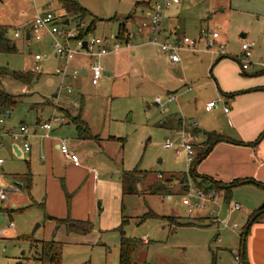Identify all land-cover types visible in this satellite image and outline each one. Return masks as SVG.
<instances>
[{
    "label": "rangeland",
    "instance_id": "374dc122",
    "mask_svg": "<svg viewBox=\"0 0 264 264\" xmlns=\"http://www.w3.org/2000/svg\"><path fill=\"white\" fill-rule=\"evenodd\" d=\"M77 1L103 19L96 22L91 35L116 42L120 24L126 22L130 32H134L148 15L150 6L163 0ZM48 3L47 8L62 19L58 0H0V26L7 24L8 36L18 47L17 53H0V69L10 72L0 76V88L21 96L10 113L0 111V119H4L8 128L18 130L22 121L32 128L37 119L47 122L54 115L61 117V121L54 123L52 132L57 140L32 159L31 186L26 184L9 193L8 199L0 203V264H41L34 258L39 248L23 240V236L62 242L63 264H115L119 262L122 228L127 237L151 240L149 245L138 248L135 254L138 264H213L215 258L217 264H239L235 255L240 253V235L247 224L249 209L261 204L262 188L252 184L237 186L232 190L230 202L226 200L225 190L213 188L221 196L205 208L193 211L182 202L186 187L179 179L171 181L167 191L155 193L153 189L162 179L184 174L188 176L187 182L199 187L201 180L191 176L186 155L178 154L175 149L181 145L182 136L170 127L171 119L184 115L192 123L200 117H194L197 110L200 115L207 113V101L214 99V91L219 92L216 82L220 84L221 63L212 67L221 54L232 56L234 60L227 65L241 73V64L248 61L243 55V43H252L254 58L264 59V0H181L179 5L166 9L162 27L167 35L176 28L181 37L196 40L199 52L180 51L182 63L175 67L166 60L159 45L137 47L143 40L140 35L135 38L131 35L129 44L119 41L124 51L101 57L104 71L98 86L92 85L90 76L82 78L74 83L72 92L62 89L58 99L53 98L61 86V76L56 71L62 69L63 63L54 56L50 44L43 47L35 39L27 40L25 29L20 26L33 21L38 13L36 8ZM131 14L134 16L128 18ZM90 20L84 21L88 25ZM15 30L21 32L19 38L14 37ZM214 31L220 33L225 45L221 53L217 46L206 49L205 36ZM165 34L159 37L161 42ZM243 34L247 36L242 37ZM36 55L43 57L40 65L45 70L31 73L34 80L30 84L11 75L13 71L30 72ZM258 69L255 63H249L245 72L253 74ZM181 79L193 83L194 88L199 86L204 95V101L185 103L183 111L177 102H168ZM69 83L67 79L66 84ZM24 86L30 93L27 90L22 93ZM44 96L65 103L55 107L48 103L34 105L35 100L45 99ZM75 99L80 101L81 119L96 138H79L72 122V116L76 117L72 105ZM61 107L68 109L70 116ZM62 139L79 156L80 166H75L57 148ZM168 139L174 147H165ZM0 156L6 160L2 172L7 174L6 189L11 190L9 186L14 182L9 176L26 173L27 162L9 151H2ZM43 157L45 161L41 160ZM136 169L142 172L138 181L131 183L137 193L123 194V173ZM235 203L241 205L240 210L233 208ZM19 208L24 209L14 210L11 217L6 211ZM151 211L159 217L144 219ZM213 211L219 215L220 229L217 224L173 226L176 218L189 222L208 217ZM75 216L88 223L75 230L58 223V218L75 219ZM224 223L228 226L224 227ZM234 224L239 227L228 228Z\"/></svg>",
    "mask_w": 264,
    "mask_h": 264
},
{
    "label": "crops",
    "instance_id": "0c3cea01",
    "mask_svg": "<svg viewBox=\"0 0 264 264\" xmlns=\"http://www.w3.org/2000/svg\"><path fill=\"white\" fill-rule=\"evenodd\" d=\"M49 5L50 3H48L47 5L42 4L41 7H37L36 8V12H38L37 15L49 10L47 8ZM152 6H150L151 10H152ZM151 10L148 12V15L145 16L144 20L140 21L141 24H137L135 31L132 33L127 28L126 22L119 25V28L121 25L127 28L128 35H129V43L132 39L131 35L134 38H135V35L137 36L140 35V38L143 40V42L142 44H139V46L137 47H142L145 45H153V43L151 44L150 42L151 36L152 35L154 36V33L150 25V19H149V13L151 12ZM62 11H63V15H62L63 19H65L66 21L67 20L69 21L68 25L70 26L74 25L76 21L73 20L72 17L66 16V13L63 8H62ZM88 19H91V17H89ZM31 22L32 21L20 24V26L23 27V29H25L27 40L33 39L30 34L28 36L29 27H30ZM4 25L7 26V24H4ZM162 28H163L162 34L163 33L165 34L164 26ZM176 30L177 29L175 28L173 32H170V34L168 35L165 34V39L175 40V39L181 38L182 35L179 33V31L176 32ZM16 31L17 30L14 31V34ZM20 36H21V32H20ZM19 37H16V38H19ZM37 42L41 43L43 47L48 44L52 46V38L48 34H45L43 40L37 41ZM122 51H124V48L123 49L121 48L118 51L113 52V53L119 54ZM196 52H199V50L195 51V53ZM164 55H165L166 60L170 64L174 65L175 67H179V65L182 63V57L179 62H172L168 59L165 53ZM54 56L60 62L63 63V66L61 68H64L66 65L65 60L58 57L55 51H54ZM119 58H121L120 55L117 57L118 61H119ZM100 59L102 58L101 57L100 58L88 57L85 55H77L75 59L70 62L68 70L69 72H71L74 68L80 69L81 77L77 81L79 82L82 78L87 79L90 76L89 65L94 63L97 60L100 62ZM232 59L234 60L232 56H228L227 54H221V56L217 59V61L213 65L212 68L216 67V65L221 63V71H219L221 73V77L219 76L221 86L220 84L216 82L219 92L214 91L213 92L214 99L207 101L206 106H205V110L207 113L200 115L199 110H197L196 113H194L195 115L194 117L200 116L198 118L196 117V121H194L196 122V126L194 127L190 126L193 122L189 123L183 115V116H176L173 119H171L172 123L170 127L174 130L185 129L187 132H189L192 135V138L195 142L194 147L196 146L195 156L201 150L207 149L209 147V141H208V136H207L209 132H216L227 138V140L216 142L212 146L211 151L209 152L207 157L204 160H202V162L197 166V172L200 175L211 177L212 179L223 182V183H229V182L234 181L235 179H247V178L255 179L257 181L264 183V138L260 139L256 143L260 135L264 132V59H261L259 57L254 58V54H253V56L251 57L252 59L251 62L259 66L258 70L254 71V73L252 72L253 74H247L245 72L246 69L245 70L242 69L243 73H241L238 68L236 67L233 68L231 67V65H227V63L230 62ZM34 63L35 61L33 62V64ZM241 68H242V65H241ZM44 70H45V67L43 68L42 71ZM103 71H104V67H103ZM56 73L60 77L57 71ZM61 83H62V79H61ZM25 90H27V93H30L28 87L24 86L22 88L23 94ZM61 90L62 89L60 88L59 93H55L53 95L54 99L59 98ZM174 91L170 93L168 97V102L169 103L177 102L179 106L181 105L182 111L187 105L185 103H187L188 101H193V100L195 102L196 101L198 102V100L199 102L204 101V95L202 91L200 90L199 86H198V89L196 88V86L194 88L193 83L190 84L183 79H181L180 86H178ZM174 93L175 94L177 93V95H175ZM172 97H174V99H171ZM44 98L45 99H42V100L41 99L35 100L36 103L34 105L48 103V104L54 105L55 107L56 104L63 105L65 103L64 101L55 102L52 99L47 98L45 96ZM157 100L161 102V98L158 97ZM210 101H217L220 104H217V106H215L212 109H208L207 104ZM226 106L229 107V112L225 111ZM217 108H221V109L218 110ZM61 109L63 110V112L69 111L68 109H63L62 107L60 108V110ZM10 111L11 110H7L6 112L10 113ZM80 114H81V110H80ZM65 115L68 116L69 114L66 112ZM167 122L168 120L164 121L162 124L165 125ZM42 123L44 122H42L40 119H37L36 123L34 124L32 128H30L27 125L31 132V137H30L31 150L28 153L23 151L22 142L20 140L18 141L13 140L12 137L8 134V132L13 130L14 128H10V127L8 128L7 126L4 125V122L0 124V131L5 133V135L2 137L3 149L0 151V153L2 151H5V152L9 151L12 156L26 161L27 166H28V171L26 173L12 174L11 176H9L10 181H13L15 183L17 182L19 184L18 186H16L12 183L9 186V187H12L11 190H9V193L16 192L20 188H23L24 186H26V184L28 185V181H27L28 178H31V183H32L33 181L32 159L35 158V154H38L40 152L42 153L43 151H45L44 150L45 148L49 149L50 144L53 140H57L56 135L55 136L52 135V132H54L55 130L54 127H53L52 132L50 133V136L48 137L44 136L45 130L40 127ZM21 124L26 125L25 121H22ZM67 124H70V122H68ZM80 137L81 136H79V138ZM82 139H85V138H82ZM59 144H60V141L59 143L56 144L58 149H59ZM41 160L45 161L46 159L43 157L41 158ZM2 169H3V166H2ZM5 175L7 174L6 173L4 174L3 172L0 175V185L6 188L8 185L7 183L5 184L4 182ZM184 175L179 176L181 178L180 180L181 183L184 178ZM176 177L178 176L176 175ZM170 183L171 182H168L167 184L169 187L171 186ZM182 184H185V182ZM246 185H249V184H244L243 186H246ZM252 185H255V184H252ZM121 188L123 192L122 181H121ZM262 189L264 190V188ZM169 196L171 197L170 194ZM260 199L262 200H260L261 202L259 203L261 204H259V206L253 209L252 208L249 209L247 222L250 216L253 214V212L256 211L258 208H260L264 204V193ZM75 217L76 218L73 220L83 221L80 218H77L78 216H75ZM208 218L209 217H200L197 220H192V221L189 220V222L190 221L194 223L196 222L197 224H195L194 226L196 225L211 226L212 224L208 225L209 223H212L210 219ZM58 219L64 220L65 218L61 217ZM200 219H202L201 221H203L201 222L202 224H200V221H199ZM2 220H4V218H2ZM170 220L172 221L173 219H170ZM176 222L186 223L188 221H179L176 218ZM174 225L176 226V223L173 224V226ZM177 226L182 227V226H189V225H177ZM228 228H231L234 230V228L231 226H229ZM240 238H241V235H240ZM142 243L145 245H149L151 243V240L149 238H144L142 239ZM119 247H120V243H119ZM239 250H240L239 254L241 255V239H240V249ZM245 251H246V258H247L248 264H264V214L262 215V217L260 218L258 222L253 223V225L251 226L248 237H247ZM119 262H120V253H119ZM119 262L115 264H119Z\"/></svg>",
    "mask_w": 264,
    "mask_h": 264
},
{
    "label": "built area",
    "instance_id": "2783aa9c",
    "mask_svg": "<svg viewBox=\"0 0 264 264\" xmlns=\"http://www.w3.org/2000/svg\"><path fill=\"white\" fill-rule=\"evenodd\" d=\"M181 0H163L157 1L153 6L152 10L149 13L150 25L154 33V37L150 39V42L156 45H159L161 50L167 55L168 59L172 62H179L181 60L180 51L187 49L190 51H198L197 41L189 38L188 36H183L181 38L170 40L165 39L163 42L160 41L159 37L162 35V22L164 19V13L166 9L173 5H179ZM65 19H61L56 16L55 13L51 10H47L44 13L38 14L34 20L31 22L29 27V33L31 37L37 41L43 40L45 34H48L52 38V46L58 57L64 59L66 65L62 69H58L57 72L61 76L62 83L60 88L65 89L68 92L74 90V83L78 81L81 77V72L79 68H74L69 72L68 67L71 61L75 59L77 55H85L88 57L100 58L104 55L111 54L113 52L121 49V44L119 41L111 42L105 37H96L91 34H86L80 36L81 32L86 31L88 25L85 21L75 23L74 25H68L65 23ZM15 37L20 36V31L17 30L14 34ZM206 37V49L211 50L214 47H218V51L221 53L225 45L220 40V33L214 31ZM84 41H87V46H84ZM252 43H243L242 50L244 57L248 60L243 62L242 69H247L249 63L251 62V57L253 56ZM43 60L41 55L35 56V63L30 68V72L38 73L43 70L40 62ZM90 70V79L92 85H99L101 79L103 78V66L97 60L94 63L89 65ZM69 79L70 83L66 84V80ZM171 99H174L172 97ZM217 104H220L217 101H210L207 104L208 109H212ZM74 115L78 116L80 114V101H72ZM225 111L229 112V107H225ZM61 121V117L54 115L49 121L44 122L40 125L42 129L45 130L44 136H50V133L53 130L54 123ZM4 122V119H0V124ZM190 126H196V122H193ZM182 136V143L180 146H175V149L178 154L184 153L187 157V161L191 164L195 157V147L193 144L192 135L187 132L185 129L178 130ZM8 134L12 137L13 140L22 142V149L24 152L28 153L31 150L30 144V129L27 125L22 124L18 130H11ZM5 135L4 132L0 131V151L3 149L2 137ZM166 148L174 147V144L168 139L165 143ZM59 149L62 154L70 159L76 166H80V158L75 153L69 150L67 141L62 139L59 144ZM5 163V159L0 156V175L2 174V166ZM161 176V175H160ZM186 185V195L183 197V204L188 206L190 211L196 209H203L208 203H214L218 196H221V193L217 192L214 189H205L203 187H196L189 182H185ZM14 187V186H13ZM9 190L0 185V203L8 199ZM235 210H240L241 205L235 203L233 205ZM212 224H217L220 229V218L217 212L213 211L208 216ZM13 225V223H11ZM224 227L228 225L226 223L222 224ZM238 224H234L233 228H238ZM220 240V238H218ZM235 259L239 264H243L242 256L237 254Z\"/></svg>",
    "mask_w": 264,
    "mask_h": 264
},
{
    "label": "trees",
    "instance_id": "16d2710c",
    "mask_svg": "<svg viewBox=\"0 0 264 264\" xmlns=\"http://www.w3.org/2000/svg\"><path fill=\"white\" fill-rule=\"evenodd\" d=\"M62 8L64 9L66 16L72 17L73 20L76 21V23H79L81 21H84L91 17L90 22L88 23V27L84 32L80 33V36H84L86 34H89L95 30L96 27V22L98 20H102L95 15H93L86 7H84L80 2L77 0H58ZM132 14L128 17L131 18ZM9 30L6 26H0V53H17L18 52V47L17 45L13 42V40L8 36ZM118 40L122 43H129V35L127 28L123 25L120 26L118 36ZM32 72H28L27 74L24 73H19L17 71L11 72V75L16 78V79H21L24 83L30 84L33 80L34 77L31 75ZM4 74H10L8 69H0V76ZM1 80V79H0ZM21 96L20 95H13L11 93L6 92L5 90L0 88V111L4 112L7 110H11L20 100ZM69 116L70 113L69 111H66ZM81 115L79 114L76 117L72 116V122L76 124L77 131L79 136L85 138V139H90V138H96L93 136L86 123L81 119ZM208 136V141H209V147L207 149L201 150L195 157L193 162L191 163L190 166V174L191 176L195 179L201 180V183L198 184L199 187H203L205 189H217L218 191L225 190L226 192V200L230 202L231 196H232V190L233 188L244 185V184H255L261 188H264V183L257 181L255 179L247 178V179H235L232 182L229 183H223L220 181H216L212 179L211 177L207 176H202L197 172V166L204 160L209 152L211 151L212 146L219 141L222 140H227V138L219 133L216 132H209L207 134ZM264 138V132L260 135L256 143ZM111 139H117V140H122L119 138L111 137ZM142 174L138 169L134 171H126L122 175V187H123V194H135L137 193V189L135 186H132L131 183L135 184V182L138 181V176ZM187 174L184 175L185 182H187ZM181 180V178L176 177V175H171L170 178L168 179H162V181L157 182L158 185L155 186V189L153 191L155 193L167 191V184L168 182H171L173 180ZM28 185L27 187L31 186V178H28ZM186 187V185H185ZM36 204V203H34ZM24 208H19V209H13L10 210L11 212H8V215L11 217L12 212L14 210H23ZM264 214V204L258 208L256 211L253 212V214L250 216L248 219V222L246 226L244 227V231L241 234V256L244 264H248L247 258H246V242H247V237L250 231L251 226L253 223L258 222L262 215ZM150 217H159L155 212L151 211L149 213H146L144 215V219L150 218ZM163 219H173L172 217H163ZM204 219V218H202ZM200 219V224H202ZM172 220V222H173ZM171 221V220H170ZM58 223L60 224H66L70 230H75L79 225L87 224L88 222H83V221H75L73 219H58ZM125 221H123V224L125 225ZM122 224V225H123ZM197 224L196 222H186V223H177V225H195ZM212 223H209L208 225H211ZM23 240H29L32 243V246L35 245V247L39 248L38 252H36V257H34L36 260L41 262V264H63V243L57 240H34L31 239L30 237H21ZM142 240H138L136 238H131L127 237L125 235V232L122 228L121 231V240H120V262L119 264H137L135 261V254L138 251V248H140V245H142ZM213 264H217V260L215 258V261Z\"/></svg>",
    "mask_w": 264,
    "mask_h": 264
},
{
    "label": "water",
    "instance_id": "95a60500",
    "mask_svg": "<svg viewBox=\"0 0 264 264\" xmlns=\"http://www.w3.org/2000/svg\"><path fill=\"white\" fill-rule=\"evenodd\" d=\"M65 23H66V24H69V21L67 20ZM29 34H30V33L28 32V36H29ZM245 36H246L245 34L242 35V37H245ZM84 46H85V47L87 46V41H84ZM184 182H185V179L182 180V183H184ZM13 184L16 185V186L19 185L17 182H16V183L14 182Z\"/></svg>",
    "mask_w": 264,
    "mask_h": 264
}]
</instances>
